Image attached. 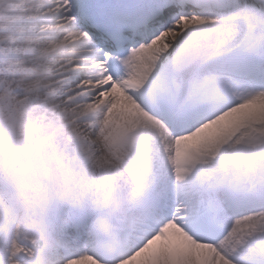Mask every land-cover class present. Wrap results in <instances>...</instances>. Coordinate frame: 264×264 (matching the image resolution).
Returning <instances> with one entry per match:
<instances>
[{
    "label": "snow or ice",
    "instance_id": "snow-or-ice-1",
    "mask_svg": "<svg viewBox=\"0 0 264 264\" xmlns=\"http://www.w3.org/2000/svg\"><path fill=\"white\" fill-rule=\"evenodd\" d=\"M52 248L264 264V0H0V264Z\"/></svg>",
    "mask_w": 264,
    "mask_h": 264
},
{
    "label": "clouds",
    "instance_id": "clouds-1",
    "mask_svg": "<svg viewBox=\"0 0 264 264\" xmlns=\"http://www.w3.org/2000/svg\"><path fill=\"white\" fill-rule=\"evenodd\" d=\"M42 174L44 173L42 172ZM45 195L56 199H62L64 196V187L60 182L56 181L52 184L50 192L45 194L42 192L39 185L28 184L9 205L11 213L7 219H9L13 225V232L19 229V242L22 245L28 246V240L37 236V232L34 229L43 223L39 208L40 202ZM9 196L10 194L7 191L3 193L6 202ZM22 259L24 264H65L63 255L55 248L49 249L43 253L37 250L31 259L27 257Z\"/></svg>",
    "mask_w": 264,
    "mask_h": 264
}]
</instances>
